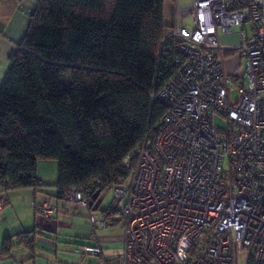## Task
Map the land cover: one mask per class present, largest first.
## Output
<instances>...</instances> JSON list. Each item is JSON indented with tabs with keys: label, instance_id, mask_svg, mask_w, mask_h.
Listing matches in <instances>:
<instances>
[{
	"label": "built area",
	"instance_id": "2783aa9c",
	"mask_svg": "<svg viewBox=\"0 0 264 264\" xmlns=\"http://www.w3.org/2000/svg\"><path fill=\"white\" fill-rule=\"evenodd\" d=\"M173 3L176 22L157 52L172 53V70L150 95L166 112L123 160L129 168L135 159L128 181L112 187L119 264H264V0ZM187 16L191 25L182 23ZM233 53L242 67L236 100L225 69ZM92 198L90 186L71 188L34 208L47 218L88 210ZM6 203L1 193L0 214ZM88 219L92 230L107 225L95 212ZM81 249L108 264L100 246Z\"/></svg>",
	"mask_w": 264,
	"mask_h": 264
},
{
	"label": "trees",
	"instance_id": "16d2710c",
	"mask_svg": "<svg viewBox=\"0 0 264 264\" xmlns=\"http://www.w3.org/2000/svg\"><path fill=\"white\" fill-rule=\"evenodd\" d=\"M165 1L37 0L0 85L3 193L38 189L40 160L57 162L56 198L91 187L89 214L104 189L128 181L135 159L123 160L166 112L150 97L172 70V53L157 56ZM93 211L119 225L112 204ZM35 233L4 237L0 261L17 246L33 253Z\"/></svg>",
	"mask_w": 264,
	"mask_h": 264
},
{
	"label": "crops",
	"instance_id": "0c3cea01",
	"mask_svg": "<svg viewBox=\"0 0 264 264\" xmlns=\"http://www.w3.org/2000/svg\"><path fill=\"white\" fill-rule=\"evenodd\" d=\"M168 1L173 2V0H166L165 6ZM36 2L37 0H0V85L8 68V58L16 51L18 44L23 39L29 26V16L34 10ZM175 22L174 24L166 22V24L171 29ZM36 176L42 181V187L4 192L7 203L0 214V246L6 236L21 231L35 230V250L32 253L22 246H17L13 248L9 258L1 260L0 264L97 263V257L84 253L81 260L69 257L67 251L70 244L65 241V238L73 232V236L83 239L85 242L81 244L83 246L98 244L102 250L101 258L108 264H119L123 250V228L119 231L114 230V228L121 225L92 230L88 219L89 211L84 209L68 208L47 218L40 216L34 208L35 204L41 202L46 195L56 198L57 162L54 160L38 161ZM1 193L3 190L0 186ZM99 196L96 197V204ZM112 215L109 217L110 219ZM113 241L121 246V250L115 258L111 253L106 252V244ZM86 256L89 259H86ZM112 260H114L113 263Z\"/></svg>",
	"mask_w": 264,
	"mask_h": 264
},
{
	"label": "rangeland",
	"instance_id": "374dc122",
	"mask_svg": "<svg viewBox=\"0 0 264 264\" xmlns=\"http://www.w3.org/2000/svg\"><path fill=\"white\" fill-rule=\"evenodd\" d=\"M179 3L181 7H186L191 3V0H179ZM165 19H166V22L170 24L172 23L174 24V22L176 21L175 7L172 1H168L166 3ZM182 23L184 25H191V18L188 16L186 18H183ZM225 69H226V72L232 78L230 82L231 100H236L238 98L237 91H236L237 86H238L237 80L242 76V67L240 65V57L236 53L228 54L226 56ZM63 80L68 81V78L66 76H63ZM215 125L220 131H225L226 130L225 118L219 114H216L215 115ZM112 197H113L112 189L108 187L101 192L100 196L98 197L97 204H99L100 207L102 208H107L108 206L112 204ZM121 229H122L121 226L114 228V230L116 231H119ZM73 234L74 232L71 233L67 238H65V241L70 244L68 248L69 250L67 251V253L69 257H73L75 259L81 260L83 258V251L80 248L81 247L83 248V245L81 244L85 242L83 241V239L77 238L75 237V235L73 236ZM106 250L108 254L111 253V255H113V257L115 258L119 254L121 250V246L119 243L113 241V242L106 244ZM86 259H89V257L86 256ZM111 262L113 263L114 260H112Z\"/></svg>",
	"mask_w": 264,
	"mask_h": 264
}]
</instances>
